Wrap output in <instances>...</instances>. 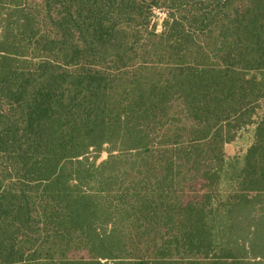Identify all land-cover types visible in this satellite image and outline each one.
Returning a JSON list of instances; mask_svg holds the SVG:
<instances>
[{
    "label": "trees",
    "instance_id": "trees-1",
    "mask_svg": "<svg viewBox=\"0 0 264 264\" xmlns=\"http://www.w3.org/2000/svg\"><path fill=\"white\" fill-rule=\"evenodd\" d=\"M263 102L264 0H0V264H264Z\"/></svg>",
    "mask_w": 264,
    "mask_h": 264
},
{
    "label": "rangeland",
    "instance_id": "rangeland-1",
    "mask_svg": "<svg viewBox=\"0 0 264 264\" xmlns=\"http://www.w3.org/2000/svg\"><path fill=\"white\" fill-rule=\"evenodd\" d=\"M165 17V12L162 9H154L152 12V21L156 25L157 31H159L162 27L163 18ZM264 104V102H263ZM253 140V126L247 125L241 128L233 140L227 142L224 144L223 150L226 157H233V156H241L245 153L246 149L249 147V145L252 143ZM89 155L91 157L90 160H93L95 163H99L103 159L107 157V152L104 148H102L98 152H91ZM205 181L199 180L194 184L195 189L190 190L187 193L186 199H192L195 198L197 195H201L203 192V188ZM196 191V192H194ZM71 257H88V254L86 251H80V252H73L70 254ZM107 264H111V261H106Z\"/></svg>",
    "mask_w": 264,
    "mask_h": 264
}]
</instances>
